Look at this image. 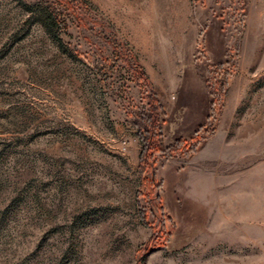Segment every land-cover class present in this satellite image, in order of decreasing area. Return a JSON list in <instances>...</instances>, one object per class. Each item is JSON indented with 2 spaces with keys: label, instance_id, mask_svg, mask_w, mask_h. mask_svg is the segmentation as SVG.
Listing matches in <instances>:
<instances>
[{
  "label": "rangeland",
  "instance_id": "obj_1",
  "mask_svg": "<svg viewBox=\"0 0 264 264\" xmlns=\"http://www.w3.org/2000/svg\"><path fill=\"white\" fill-rule=\"evenodd\" d=\"M0 264H264V0H0Z\"/></svg>",
  "mask_w": 264,
  "mask_h": 264
},
{
  "label": "trees",
  "instance_id": "obj_2",
  "mask_svg": "<svg viewBox=\"0 0 264 264\" xmlns=\"http://www.w3.org/2000/svg\"><path fill=\"white\" fill-rule=\"evenodd\" d=\"M136 75L139 78V80H141L142 78H146V81L149 80L147 73L144 72L142 69L140 70V68L136 70ZM152 99L156 105L153 112L149 115L146 113H143V116H142V120H143L142 125L143 126H141V123H139V122L136 123L140 127V135H141V138L144 142V149H143L142 157H141L142 165L144 164L143 163V159H144L143 154L146 152V149H150V138L154 134L157 133V129L159 127V114L157 111H158V109H163V105L160 102V100L158 99V97L154 91L152 94ZM180 143H182V142H180Z\"/></svg>",
  "mask_w": 264,
  "mask_h": 264
}]
</instances>
